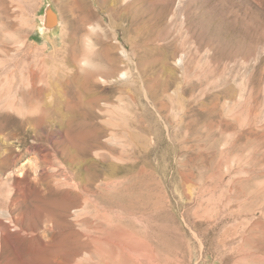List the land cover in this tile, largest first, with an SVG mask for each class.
I'll use <instances>...</instances> for the list:
<instances>
[{"label":"rangeland","instance_id":"obj_1","mask_svg":"<svg viewBox=\"0 0 264 264\" xmlns=\"http://www.w3.org/2000/svg\"><path fill=\"white\" fill-rule=\"evenodd\" d=\"M88 1L102 54L84 66L87 10L7 0L0 264H75L123 233L154 264H264V0ZM113 60L114 81L87 80Z\"/></svg>","mask_w":264,"mask_h":264},{"label":"bare ground","instance_id":"obj_2","mask_svg":"<svg viewBox=\"0 0 264 264\" xmlns=\"http://www.w3.org/2000/svg\"><path fill=\"white\" fill-rule=\"evenodd\" d=\"M69 1H70L69 3L72 5L73 9L76 6H78L80 8H84L88 12V15H86V18H84V20H83V22H82V24L80 26V30L82 31L83 29H85L84 28L85 25L89 24L90 32H89V34L87 36V41H88V47L89 48H87L88 51L85 50V49L82 50V52L84 53V59L82 61V64L84 66H90L91 58L92 57H96V56L100 57L101 54H102L101 52H94V51H92L90 49V46L92 47L91 44H93L92 37L94 35H96V32H97V30L99 29L100 26L91 24V20L94 18L95 14L92 12V7L90 6L88 0H69ZM22 7H23V5H22ZM11 18L12 17H11V14H10V10H9V6H8V3H7V0H0V50H2V51L5 50V42H4V39H3V35H4L3 33L5 31L9 30V29H15L16 28V25L11 22ZM58 25H59V19H58L57 14L52 9L49 8L48 11H47V14H46V18L43 20V26L41 28L42 31L45 32V33H51L54 30H56ZM17 32H18V29H16L15 33H17ZM8 34L10 36H14V34L12 32H8ZM96 42H100V39L97 38ZM79 50H80V48H78V47H74V49H73V59L75 61L78 60V54L77 53H78ZM113 63H114V65H113L112 69L110 71H108V72L98 71V69L97 70L94 69V70L86 71L87 72V76H86L87 80L90 82V81H93L96 77H98L103 83H107L109 81H111V82L114 81L115 80V76L114 75H115V73L117 71V68L115 67V60H113ZM43 65L45 66L46 63H44ZM102 72L105 73V74H103ZM50 74L51 75L54 74V76H56L60 82L63 80V77H61L60 75H57L55 72H52ZM127 78H128V72L127 71H123V72L119 73L118 79L125 80ZM37 80H38V77L37 78L35 77L34 80H33L34 89H33V93L32 94H34V95H36V96H38L40 98H43L45 96V94H46V89L38 88L36 86V81ZM111 136H112V138H114L115 134H112ZM94 144H95V146H98L97 142H94ZM90 147L91 146L87 145L84 148L83 155L89 154V152L91 150ZM107 185H110V184L107 183ZM88 191H89V189H88ZM88 198H90V197H88ZM87 202L88 201L86 200V203ZM229 206L231 207L230 203H229ZM84 208H85V206H84ZM81 212H82V209H76L74 214H75V216H78ZM232 214H234V211L230 215H232ZM235 232H234V234H237L238 231L236 233ZM121 233H123V231ZM121 233H119V234H121ZM128 233H129V231H128ZM110 236H112V234H110ZM235 236L236 235H234V238H235ZM112 237L113 238L107 237L106 239H99V240H96V239L91 240V239H89L88 241L86 240L84 242L77 243L76 247L73 250L74 251L73 253H74L75 257L83 256L84 258L79 260V261H77L75 264H83V263H81V261H83V260L85 261V264H138L141 261H145V262H147V264H154V262H155L154 258L156 256L153 257L151 255L152 252H153L152 249H151L152 252L150 251L151 252L150 253L149 250L145 247L146 245L143 246L144 248H141L142 245H138V244L137 245L139 247L135 246L136 245L135 242L137 243V239L135 241L134 234L133 235L130 234V233L129 234L123 233L121 235L115 234ZM242 237H243V235H242ZM109 238H111V239H109ZM140 244H141V242H140ZM104 245H108L109 247L104 249V247H103ZM241 250H243V248ZM153 253H155V252H153ZM255 253H256V251H255ZM171 255L169 256L170 257V259H169L170 261H171ZM255 255L257 256V254H255ZM178 256H180V255H178ZM250 257H251V255H250ZM258 257H260V255ZM80 258H82V257H80ZM95 258L97 260H95ZM172 259H174V258H172ZM176 259H174V262H175ZM163 260H167V259H163ZM262 261H263V258H262ZM161 262H163V261H161ZM172 263H173V261H172ZM163 264H167V263L165 262Z\"/></svg>","mask_w":264,"mask_h":264}]
</instances>
